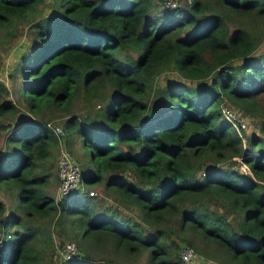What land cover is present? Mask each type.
<instances>
[{"label":"trees","instance_id":"1","mask_svg":"<svg viewBox=\"0 0 264 264\" xmlns=\"http://www.w3.org/2000/svg\"><path fill=\"white\" fill-rule=\"evenodd\" d=\"M163 1L51 0L43 14V0H0V43L24 21L29 38L15 99L0 80V191L17 202L0 199V264H45L54 229L77 245L54 264H186L183 246L199 264H264V136L223 111L264 133V0ZM166 71L180 80L155 81ZM55 116L88 152L82 188L110 205L47 191Z\"/></svg>","mask_w":264,"mask_h":264},{"label":"rangeland","instance_id":"2","mask_svg":"<svg viewBox=\"0 0 264 264\" xmlns=\"http://www.w3.org/2000/svg\"><path fill=\"white\" fill-rule=\"evenodd\" d=\"M177 3L183 0H175ZM41 10L43 14H47L50 12V8H51V0H43V2L40 4ZM27 22H22V23H18L17 25H15V31H16V37L15 38H11V37H5L4 40H2V42L0 43V80L4 81L6 84V86L8 87V89L10 90V97L12 99H15V92H14V88L16 86V82L15 84H11V80L8 78L9 74L12 73V68L14 66V64L16 63V61L18 60V57L20 55V53H22L23 51H25V48L28 46L29 44V38H27ZM2 39V37H0V40ZM263 45H261V48H263ZM260 47V46H259ZM176 79L180 80V77H178L177 75H175L174 73H169V72H165L162 75H160L159 77L156 78L155 81L157 82H168L169 83L171 81H175ZM156 82V83H157ZM84 102L81 99H75L74 103H73V109H75L77 112L78 111H83L84 107H83ZM101 105V102L98 100H94L93 101V105L94 108H97L98 106ZM229 106L232 107V103L229 104ZM233 108V107H232ZM234 109V108H233ZM235 110V109H234ZM240 109H238L239 111ZM75 111V112H76ZM236 111V110H235ZM22 115V116H21ZM248 118V125H247V129L245 130V134L247 135V133H249V135L252 133L254 135H259L261 138H263L264 133H262L259 130V127L256 125L257 120L255 119L254 116H251L249 114L246 115ZM29 117L28 114H25L23 109L21 110V114L20 117L14 119L12 121V125L13 127H15L18 124V121L21 119H25ZM64 120L63 116H55L53 118L50 119V121H52L53 123H60L61 121ZM3 121L5 123L8 122V119H3ZM5 135V134H4ZM2 138L3 135H0V145H2ZM65 144V142H64ZM66 146V144H65ZM72 155L74 156V158L76 159V161L78 162L79 166H80V170L82 171V174L84 176H88V174L91 172V168L89 166V157H88V152L87 150H85L84 147H82L79 143V141H75L74 144L71 146L70 149ZM58 155V150H55L52 158L49 160V163L47 164L46 167L49 168L51 176H50V184L48 186L47 191L49 192V194L53 195L56 192V188H57V175H56V158ZM56 175V178H55ZM82 187H85V184L81 185ZM90 188H93V190H95L96 194L94 197H96L95 202L98 203V205L100 207H105L108 206L112 203V201L109 199V197L107 198L106 196L103 199H100L101 195H99V193L101 194V189L100 187L96 186L95 184L93 186H90ZM89 188V189H90ZM1 199L4 201L7 210L11 209V207L16 204V198H14L13 194H10L9 191H4L3 194L1 193ZM221 209L223 210V208L221 207ZM225 211V209H224ZM121 213H128L127 212V208H122ZM52 237H53V242L55 241V243H59L60 242V237L59 234L57 232L56 229L53 230L52 232ZM108 248L103 247L102 250H97L94 253V257L95 258H99V257H106L108 256ZM50 254L48 256V254L46 255L47 258V262L45 264H54L51 259H50ZM141 260V259H140Z\"/></svg>","mask_w":264,"mask_h":264},{"label":"built area","instance_id":"3","mask_svg":"<svg viewBox=\"0 0 264 264\" xmlns=\"http://www.w3.org/2000/svg\"><path fill=\"white\" fill-rule=\"evenodd\" d=\"M165 6H174L175 0H164ZM224 115L231 119H236L239 122L240 127L245 128L247 126V119L241 115V113L235 111L231 106H225L223 108ZM47 126L51 128L57 139L58 155L56 158V175H57V188L54 194L55 200H60L63 195L76 192V194L86 195L94 197L95 190L90 189L85 191L82 188L81 182V170L78 162L74 156L70 153L69 149L65 146L64 140L61 138L62 127L58 123L52 121L47 122ZM77 253V245L74 241H65L62 245L55 243L54 250L51 253L50 259L53 263L59 262L61 259H71ZM181 257L186 264H199L197 261V254L192 247L183 246L180 251Z\"/></svg>","mask_w":264,"mask_h":264},{"label":"crops","instance_id":"4","mask_svg":"<svg viewBox=\"0 0 264 264\" xmlns=\"http://www.w3.org/2000/svg\"><path fill=\"white\" fill-rule=\"evenodd\" d=\"M67 147V146H66ZM70 151V150H69ZM71 153V152H70ZM55 178H56V175H55ZM2 193V191H0V194ZM3 194V193H2ZM0 199H1V195H0Z\"/></svg>","mask_w":264,"mask_h":264}]
</instances>
